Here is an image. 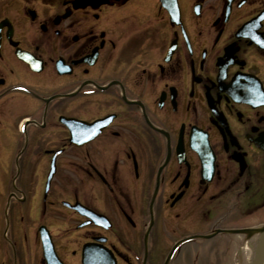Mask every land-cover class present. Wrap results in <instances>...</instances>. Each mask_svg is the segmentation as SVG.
<instances>
[{"label":"flooded vegetation","instance_id":"af4514ba","mask_svg":"<svg viewBox=\"0 0 264 264\" xmlns=\"http://www.w3.org/2000/svg\"><path fill=\"white\" fill-rule=\"evenodd\" d=\"M262 224L264 0H0V264H240Z\"/></svg>","mask_w":264,"mask_h":264},{"label":"water","instance_id":"95a60500","mask_svg":"<svg viewBox=\"0 0 264 264\" xmlns=\"http://www.w3.org/2000/svg\"><path fill=\"white\" fill-rule=\"evenodd\" d=\"M244 234H250L249 238L251 239V236L254 232H259L260 233V237H259V241L256 243V245L254 246L253 243H251L250 241H247V244L249 245V247H255V258L252 264H264V227L263 228H259V229H251V230H244L241 231ZM240 232V233H241Z\"/></svg>","mask_w":264,"mask_h":264},{"label":"bare ground","instance_id":"6f19581e","mask_svg":"<svg viewBox=\"0 0 264 264\" xmlns=\"http://www.w3.org/2000/svg\"><path fill=\"white\" fill-rule=\"evenodd\" d=\"M243 237L244 235L239 236L240 239ZM259 237H260V233L254 232L251 236L250 241L257 243L259 241ZM255 253H256L255 248L249 247V245L245 243L240 259V264H252L255 258Z\"/></svg>","mask_w":264,"mask_h":264},{"label":"rangeland","instance_id":"374dc122","mask_svg":"<svg viewBox=\"0 0 264 264\" xmlns=\"http://www.w3.org/2000/svg\"><path fill=\"white\" fill-rule=\"evenodd\" d=\"M262 221H263V218L261 217V218L259 219V221L256 220L254 223H257V222H258V223H259V222L262 223ZM247 224H248L247 222H244V225H247Z\"/></svg>","mask_w":264,"mask_h":264}]
</instances>
